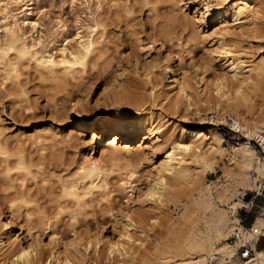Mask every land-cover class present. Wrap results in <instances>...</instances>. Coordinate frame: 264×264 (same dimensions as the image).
I'll return each instance as SVG.
<instances>
[{"label":"rangeland","instance_id":"obj_1","mask_svg":"<svg viewBox=\"0 0 264 264\" xmlns=\"http://www.w3.org/2000/svg\"><path fill=\"white\" fill-rule=\"evenodd\" d=\"M222 1L232 4L236 0ZM261 2L264 6V0ZM263 6L260 11L264 16ZM201 11L200 0H0V207L14 211L17 234L23 231L21 226L24 224V231L29 229V232L38 234L44 244L54 232L56 240L51 245L56 244L60 250H64L61 260L62 256L70 254L71 264H112L111 258L101 254L99 249L107 244L106 237L112 241L117 239L114 228L124 220L123 209L128 206L137 214L147 211L146 207L150 210L159 205L160 210L156 209V215L149 211L156 218L148 227L144 223L147 221L143 222L133 214V218L139 221L135 220L136 226L140 228L145 224L143 226L144 229L148 228V235L137 232L133 241L120 240V249L125 248L127 256L133 250L139 255L135 256L138 259L133 264H140V256L154 252L158 245V252L169 251L168 246L180 239V232L188 235L191 226L205 225L202 216H211L221 208L227 210L229 236L237 217L242 216L241 210H244L243 207L233 208L231 205L240 199L245 204L249 198L247 194L255 192L259 182L264 188L263 174L252 172L257 183L251 188L236 182L233 186L229 185L226 193L231 196L230 200L221 202L216 199L214 208L198 212L201 221L197 219L199 221L195 223V209L187 196L190 188L187 192L176 194V198L166 195V190L163 200L168 207L150 195L147 196L149 199L143 201L145 203L140 202V188H145L148 178L154 175V166L161 160L159 152L150 155L138 146L140 133L132 137L125 134L115 148H105L112 140V134H105V140L100 141L101 129L76 124L70 112L88 81H94L87 94L88 104L86 102L87 106L81 109L90 118L106 122L114 114L131 111L123 97L113 95L116 87L117 91L120 90L117 93H120L122 89L119 87L122 85L125 88L138 85L148 104H152L154 113L160 116L156 124L174 130L176 135H179L180 126L201 128L211 137L208 140H212L213 134L222 138L223 147H228L233 137L244 138V132L233 126L237 111L235 113L231 107H227L230 100L227 98L236 93L235 85L221 77L224 67L222 60L211 57V50L218 41L212 30L218 20L210 18L208 22H202L198 19ZM168 31L171 32L170 36H164ZM89 38H94L95 46L85 70L58 68L56 72H49L37 62L40 55L47 53L53 54L56 59L69 57L70 51L81 49V43ZM246 38L239 41L241 45H229L237 51L242 48L237 54L244 52L239 55H244L243 59H249L248 62L252 61V64L256 60L257 66V61L264 57V37L256 40ZM24 43L30 53L21 56L14 47ZM167 54L171 65L177 64L179 70L182 69L179 71L181 73L188 72L194 83L199 80L198 84L202 86L204 81L201 78H209L208 83L211 81L213 84H210L212 91L219 92L216 93L217 103L220 104L218 109L214 108L215 105H199L200 109L190 106L174 113L164 112L161 109L162 100L151 98L145 85L132 78L139 75L133 73L128 57L132 61L136 57L140 61L149 57L161 60ZM94 57L96 60H92ZM121 65L129 70L126 69L128 77L118 75ZM262 74L261 78L259 74H254L251 77L253 80L250 79L252 82L249 80L243 89H256L249 94L254 101L264 96V72ZM220 97V101L226 102L225 107L224 102L219 101ZM121 104L124 105L123 110L119 107ZM257 110L253 111L257 114ZM93 135L96 137L93 138ZM250 141L257 151L258 163L264 164V147L258 144L260 139L252 136ZM235 154L232 148L226 149L215 170L207 171L205 175L215 197L222 190V187H218L222 182L232 183L228 170L234 169L231 157ZM91 163L98 165V171L87 175L84 169ZM196 164L203 168L202 163ZM186 188L184 185L181 190ZM194 196L198 198V191ZM255 200L264 205V189L256 195ZM185 206H188L187 212ZM184 211L186 224L181 225ZM257 211L255 208L252 212H246V218L252 219L253 215L258 217L260 213ZM246 218L245 223L248 224ZM88 230L97 235L91 234L95 237L91 244L84 235L83 239L74 240L75 232L79 234ZM101 235L103 240L99 241L97 237ZM227 238L229 249L234 250ZM65 246L68 250H65ZM259 246L264 248V237ZM44 249L45 253L51 252L47 247ZM2 250L0 264H5ZM119 260L121 264H126L125 259ZM14 261L11 263L19 264V260ZM44 261L46 263L43 264H59L47 254ZM221 263L222 256L219 254L209 261V264Z\"/></svg>","mask_w":264,"mask_h":264},{"label":"bare ground","instance_id":"obj_2","mask_svg":"<svg viewBox=\"0 0 264 264\" xmlns=\"http://www.w3.org/2000/svg\"><path fill=\"white\" fill-rule=\"evenodd\" d=\"M18 1L21 2L23 0ZM200 2L203 11H201L198 19H201L202 22H208L210 18H212V20H218V23L214 25V30H212L213 35L218 38V41L216 40L217 46L211 50V57L222 60L224 67L222 72L223 76L221 77L227 80L229 79V81H231L230 83L235 85V95L230 98L226 97L227 99H230L227 103V107H231L235 113L237 111L238 116L236 114V117H233V126L237 127V130H242V132H244V138L238 136L233 137L232 140L228 142V147H223L222 138H220L217 134H213L212 140H208L211 137H208V132L201 128H185L184 126H180L178 129L179 135H176L174 130L163 128L162 124H156V121L160 116L154 113L152 104H148L149 102L146 100V96L139 88L141 86L138 85L135 87L132 86L133 88H125V85H122V87L118 86L119 89H122L120 93H117L120 90L117 91L118 89L116 87V90L113 91V95L123 97L124 99H122L130 105L131 111L122 112L117 115L114 114L108 119V121L103 122L104 120L90 118L85 110L81 109L82 107H86L88 104L87 94L94 82L88 81L86 89L82 92L83 94L76 98L71 107V117L73 121L80 126L87 125V127L89 126L91 129H101L102 133L98 139L102 142L105 140V138L103 139V137L106 136L105 134L110 132L112 134V140L105 145V148L106 146L115 148L116 143H118L119 139L125 134H129V137H132L133 134L138 132L140 133L138 135L139 139H141L138 145L139 147L146 150L150 155L158 152L161 154V160L154 166V175L150 176L151 178H148L144 189H142L143 187L140 188L141 190L138 197L141 200H139L140 202H143L145 199L147 200V198L149 199V197L152 196V198H157L158 201L164 203L163 196L166 194V190H168L167 192L169 193L166 195H169L171 198H176V194H179V192L181 193L182 191L187 192L190 188V192H187V196L195 209V223L202 218L204 219L205 225L191 226L188 235L180 232V239L176 244H170V246L167 244L170 248H168L169 251L158 252V245L155 247L154 252H151L150 254L148 252L149 255L144 252L145 255H142L143 257L140 256V264H209V261L215 259L217 254L222 256L221 264H248L250 262H254L255 264H264V248H257L256 257L254 259L250 258L246 260L236 256L235 249H229L226 242V238L228 236L227 230L229 228L226 209L221 208L218 211H214L211 216L205 215L200 219L199 217L201 215L198 214L200 210L205 212V210L213 207L216 199L221 202H228L231 196L226 192L229 191V187L233 186L235 182L247 188H251L256 185L257 181L256 178L253 177V171H257L264 175V164L261 162L258 163L257 151L250 141V138L254 136L260 139V142L262 141V145L264 147V96L259 98L258 101H254L249 94L251 90L254 91L256 89H253L252 87L251 89L249 87L251 89H249L250 91L243 90L249 83L251 77L253 78L254 74H257V76L260 75V78L262 77V72H264V57L257 61L256 66V60L255 63L252 64V61L248 62L249 59L247 61L245 58L243 59L244 55H239L244 52L237 54L242 48H239L237 51L231 47L233 44L239 45V41L244 40L246 37H250L254 40H256L255 38L261 39L264 37V20H261L264 18L261 14V6L263 5H261V0H236L232 4H228L226 1L223 2L222 0H200ZM170 34L171 32L168 31L164 36H170ZM16 41H19V39ZM229 43L232 45H229ZM94 46V38H89L81 43V49H73L74 51H70L69 57L64 56L60 59H56L53 54L47 53L42 54L39 57L37 56V62L41 67L49 72H56L58 68H63L69 71H77L80 69L85 70L89 64ZM14 48L21 56L30 53L29 47L25 43ZM167 55L161 60L155 57H149V59L143 58V61L138 59L136 60L137 57L132 61L131 58L129 59L128 57L133 73H135V75H139L137 78L135 76L132 78L136 81H141V83L145 85V87L149 90L150 95H148L151 98H159L162 100H160L162 102L161 109L164 112L171 111V113H174L189 109L190 106L200 109L199 105H205L208 107L215 105L214 108L217 107L218 109L220 104L217 103L218 96H216V93L218 94L219 92H215L214 90L212 91L210 88V84H212V82L210 81V83H208L209 78H201L204 81L203 85L201 84L202 86L198 84L199 80H197V83H194L188 72L181 73L179 71L182 69L179 70L180 67H178L177 64L173 66L171 65V61H169L170 56ZM92 60H96L95 57ZM120 67L119 76L126 77L129 75V70L124 67V65H121ZM203 69H205V67H203ZM120 83L123 84L125 82ZM135 84H137V82H135ZM116 98L117 97H115V99ZM220 98L219 101L222 100V97ZM220 102H224V107L226 106L225 101ZM229 104L230 106H228ZM149 105L150 107L148 108ZM123 106V104L119 106L121 110L124 109ZM256 109H258L257 114L253 111ZM94 137L96 136L93 135V138ZM229 148H232L236 152V154L231 157V165H233L232 167H234V169L230 171L228 170L232 183L223 184L226 181L222 182V185L218 186L219 188L222 187V190L220 189L221 191L216 193L217 196L215 197L211 192V183L208 184L206 182L205 175L207 171L215 170V166L218 164V161L225 155V150ZM198 162L203 164V168H200L196 164ZM97 171L98 165L96 163H91L86 167V169H84V172L87 175H92ZM184 185H186L187 188L185 190H181ZM74 187L75 186L72 188ZM196 191L199 193L198 198L197 196H194ZM74 193L75 192H73V194ZM184 205H186V203H184ZM241 205H243V203L240 199V201L233 202L231 207L234 208ZM141 206L145 208L142 203ZM147 206L150 207V205ZM157 206L158 207H151L150 210L146 207L147 211H140L139 213L137 212V214L135 213L136 210H131L132 208L130 209L126 206L122 212L124 220H122V222L120 221L121 223L119 222L120 225H117V228H114V233L116 234L117 239L112 241L110 238L106 237L105 242L107 244L100 248L99 252L106 255L109 259L111 258L112 264H121V261L119 260L120 258L121 260L125 259L126 264H133L137 261L138 258L135 256L139 255L135 252L136 250H133L132 253L127 256L128 251L125 248L122 249L123 251L120 249V240L125 238L128 241H133L134 234L137 232L143 235H148L149 233L146 231L148 228L144 229L145 224H143L144 226L142 225L140 228L136 226V223H139L137 217H139V220H142L143 222L147 221L144 223H146V226H150V222L154 221L156 218V216H153L150 212H153L156 215L158 212L157 210L160 208L159 205ZM166 206L167 203H164V207ZM185 207V211L187 212L188 206ZM185 211L182 214L183 222H180L181 225L186 224L184 222L186 221ZM133 214L134 216L136 215L137 219H135V217L133 218ZM15 216L14 211L3 210L0 207V250L4 249L2 250V257L3 260H5V264H12L14 260H19V262L17 261L19 264H43L45 262L44 256L46 254L47 256L49 255L53 261L55 260V262L57 261L59 264L72 263L71 258L69 257L70 254L65 255V257L62 256L61 260V252L63 253L64 250H60L56 244L51 245L53 243L52 241L56 240L54 238L56 235L54 232L49 236V241L44 244L41 243V239L38 237V234L36 235L31 231L29 232V229L24 231V224L21 226V229H23L24 232L21 231L17 234L14 229V225L17 224L15 220L17 217ZM197 219L199 220L197 221ZM135 220H137V222H135ZM253 226H264V215L260 214L256 217L254 219ZM89 230L79 234L75 232V237L73 236L74 240H80L83 239L84 236H87L89 244L91 240L95 239L93 236H97L96 232H92L94 233L92 236V233H89L91 232ZM102 238L103 235L97 237L99 241ZM232 246L235 248L233 244ZM45 247L51 249V252L45 253ZM66 249L67 246H65V250ZM86 249L88 250L89 246H87ZM78 255L80 254L78 253ZM77 256H74V258H79Z\"/></svg>","mask_w":264,"mask_h":264},{"label":"built area","instance_id":"obj_3","mask_svg":"<svg viewBox=\"0 0 264 264\" xmlns=\"http://www.w3.org/2000/svg\"><path fill=\"white\" fill-rule=\"evenodd\" d=\"M259 141V140H257ZM258 144L262 146L261 142ZM263 149V148H262ZM264 152V149H263ZM264 177V176H261ZM258 180V179H257ZM260 180V179H259ZM264 188L259 182L255 192L250 194L246 203L238 206L243 207L246 212H252L255 208L257 212L264 215V205H260L256 202L255 197L258 193H261ZM256 216V215H255ZM253 215L251 221L246 224L245 217L239 216L236 219L235 226L232 228L227 240H229L235 246V253L241 259H254L256 257V249L259 248V243L262 237H264V226L254 227L253 222L255 219ZM248 264H255L250 262Z\"/></svg>","mask_w":264,"mask_h":264},{"label":"crops","instance_id":"obj_4","mask_svg":"<svg viewBox=\"0 0 264 264\" xmlns=\"http://www.w3.org/2000/svg\"><path fill=\"white\" fill-rule=\"evenodd\" d=\"M241 214H242V216H243V217H245V218H246V216H247V213H246V211H245V210H241ZM246 221H247V223H249V222L251 221V217H249V218H246Z\"/></svg>","mask_w":264,"mask_h":264},{"label":"trees","instance_id":"obj_5","mask_svg":"<svg viewBox=\"0 0 264 264\" xmlns=\"http://www.w3.org/2000/svg\"><path fill=\"white\" fill-rule=\"evenodd\" d=\"M249 195H250V194H247V197H249ZM259 248H260V246H259ZM260 249H262V248H260Z\"/></svg>","mask_w":264,"mask_h":264}]
</instances>
